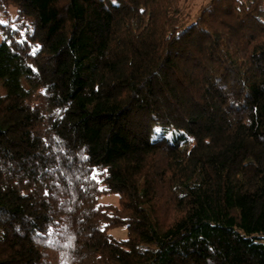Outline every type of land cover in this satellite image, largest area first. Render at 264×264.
<instances>
[{"label":"trees","instance_id":"1","mask_svg":"<svg viewBox=\"0 0 264 264\" xmlns=\"http://www.w3.org/2000/svg\"><path fill=\"white\" fill-rule=\"evenodd\" d=\"M207 1L0 0V264H264V0Z\"/></svg>","mask_w":264,"mask_h":264},{"label":"rangeland","instance_id":"2","mask_svg":"<svg viewBox=\"0 0 264 264\" xmlns=\"http://www.w3.org/2000/svg\"><path fill=\"white\" fill-rule=\"evenodd\" d=\"M207 0H187V9L193 18H196V14L202 5L207 3ZM5 20V19H4ZM0 21H3L2 15L0 13ZM2 41V36L0 34V42ZM101 199V203L103 204H118L119 197L118 195H107L103 196ZM128 231L126 227L116 228L110 231V235L117 240H123L127 238Z\"/></svg>","mask_w":264,"mask_h":264},{"label":"snow or ice","instance_id":"3","mask_svg":"<svg viewBox=\"0 0 264 264\" xmlns=\"http://www.w3.org/2000/svg\"><path fill=\"white\" fill-rule=\"evenodd\" d=\"M0 23H3V21H0ZM158 131V130H157Z\"/></svg>","mask_w":264,"mask_h":264}]
</instances>
